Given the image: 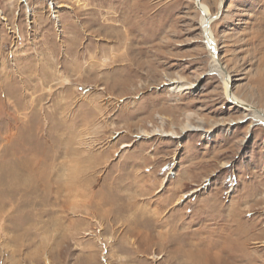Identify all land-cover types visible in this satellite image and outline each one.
I'll return each mask as SVG.
<instances>
[{
	"label": "rangeland",
	"instance_id": "obj_1",
	"mask_svg": "<svg viewBox=\"0 0 264 264\" xmlns=\"http://www.w3.org/2000/svg\"><path fill=\"white\" fill-rule=\"evenodd\" d=\"M200 1L223 7L232 91L264 110V0ZM200 18L197 0H0V161L14 147L20 181L0 264H186L167 236L201 223L244 240L224 264H264V123L226 96Z\"/></svg>",
	"mask_w": 264,
	"mask_h": 264
},
{
	"label": "bare ground",
	"instance_id": "obj_2",
	"mask_svg": "<svg viewBox=\"0 0 264 264\" xmlns=\"http://www.w3.org/2000/svg\"><path fill=\"white\" fill-rule=\"evenodd\" d=\"M197 8L201 11V18L200 19H201L202 33L204 34V38H205V40L207 42V46H208L210 52L213 53L214 58H216L215 61H217L215 63V66H214L213 70L217 71L220 74V76H221V78H222V80L224 82L226 96L229 99H231V101H233L234 103H236L238 105H241L244 108H246V110L250 111V114H251L253 119L264 123V110L257 109L256 107H254V105H251V104L247 103L245 100L241 99L239 96H237L232 91V88L230 86V79H231L230 78V73L226 70L225 66H223L221 64V60L219 59L217 43H216V39L214 37L213 31L211 29V24L215 20L216 16L221 14V12L223 10L222 9L223 7L220 5L219 13L217 12V15H214V14H212V12L210 11L209 7L205 3L201 2L200 0H197ZM173 82L176 83L174 86H172L170 88V89H173V90L174 89H178L180 91H187V90H190V89L194 88V84L193 83H184L183 82L181 84L178 81H173ZM202 129H204V128H202V126L194 125V124H190L189 123L182 129V131H186V130H202ZM204 130L208 131L206 129H204ZM155 133L160 134L161 136H177V137H179V135H175V132L173 130L166 131V130L160 128L158 130L156 129ZM16 134L17 133H15V137H16ZM13 137H11V138H13ZM9 141L11 143H14L10 139H9ZM16 154H17L16 149L14 147H12V151H10V153L0 161V210L2 208L4 209V206L6 205V203L10 204L11 205V209H12V213L9 214L8 218L10 217L9 219L12 220V221H13L14 218H16L15 217L16 209L14 208V207H17L16 204H15V200H16L15 196H16L17 191L20 190V181H19V174H18L19 164H18V162H17V160L15 158ZM32 162L34 163V161H32ZM34 166H35V163H34L33 167ZM44 173H45V170H44ZM44 175L47 176L49 174H47V175L44 174ZM75 191L79 194V190H75ZM70 193L72 194L73 192H70ZM110 196H112V195H110ZM110 196H108V197H110ZM0 216H2V215H0ZM145 219H146V217H145ZM138 221H139V219H138ZM149 221H151V220H149ZM145 222H146V220H145ZM152 222H154V220ZM158 222H159V220H158ZM159 223H161V222H159ZM145 225L146 224H144V226ZM154 225H155V223H154ZM173 226H174V229H173L174 231L175 230L177 231V230L180 229V226H178V225L175 226V224H174ZM146 228H148V227H146ZM153 228H154V226H153ZM183 228H187L190 231L189 227H183ZM243 228H245V227L244 226H239V227H236L234 229V230L238 231V234L240 233L239 237H242V238H243V236H242ZM211 230H210V227H208L207 223L206 224H202L201 223L197 229H195L193 231H190V232H192L191 236L196 238V241H194V244L192 242L187 241V239L184 238L185 237L184 235H183V238H182L180 234L176 235L174 233H170V234H173V235H169L167 237H168V240L169 241L171 240L172 243H176L177 244L178 242H183L184 244H187V245L189 244L192 247L191 249L189 248L190 250L187 252L186 257H187V262L188 263H186V264H224V262L222 260L224 256H227V257L231 256L233 258H237L238 254H234L235 251H238L241 254L245 252L244 240L241 241L238 238H234L231 235L229 237H227V236L223 235L222 233H221V235L218 238H212V237H209V234L214 233L217 230V228H215L214 231H211ZM224 230L230 231V225L227 226V225L224 224V226H221L220 232H224ZM181 231H183V230H181ZM156 236H157V234H156ZM162 236H164V235L162 234ZM160 237L161 236H159V238ZM163 247H164V245H163ZM175 248H176V246H175ZM180 248H182V247H180ZM173 255H176V254L173 253Z\"/></svg>",
	"mask_w": 264,
	"mask_h": 264
}]
</instances>
